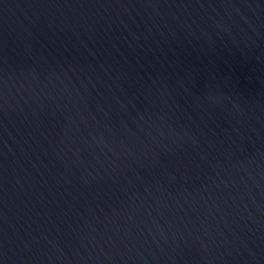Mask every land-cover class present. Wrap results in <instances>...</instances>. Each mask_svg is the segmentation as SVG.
<instances>
[{"label": "water", "instance_id": "1", "mask_svg": "<svg viewBox=\"0 0 264 264\" xmlns=\"http://www.w3.org/2000/svg\"><path fill=\"white\" fill-rule=\"evenodd\" d=\"M0 264H264V0H0Z\"/></svg>", "mask_w": 264, "mask_h": 264}]
</instances>
